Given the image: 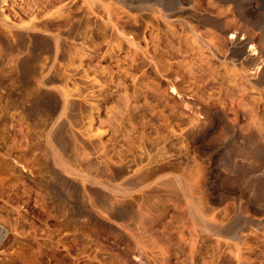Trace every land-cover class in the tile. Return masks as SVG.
Returning a JSON list of instances; mask_svg holds the SVG:
<instances>
[{
    "label": "rangeland",
    "instance_id": "obj_1",
    "mask_svg": "<svg viewBox=\"0 0 264 264\" xmlns=\"http://www.w3.org/2000/svg\"><path fill=\"white\" fill-rule=\"evenodd\" d=\"M172 1L0 0V264H264V60L197 21L264 0Z\"/></svg>",
    "mask_w": 264,
    "mask_h": 264
},
{
    "label": "bare ground",
    "instance_id": "obj_2",
    "mask_svg": "<svg viewBox=\"0 0 264 264\" xmlns=\"http://www.w3.org/2000/svg\"><path fill=\"white\" fill-rule=\"evenodd\" d=\"M37 1V0H36ZM46 1H48V0H45V2H44V4L46 5ZM150 1V0H149ZM174 1V0H173ZM172 1V2H173ZM189 1V0H188ZM199 0H197V2H198ZM4 2H5V0H4ZM41 2V1H40ZM39 2V3H40ZM57 2V1H56ZM59 2V1H58ZM148 2V1H147ZM201 2V1H200ZM247 2V1H246ZM250 2V1H249ZM54 3V2H53ZM145 3V2H144ZM174 3V2H173ZM48 4V3H47ZM55 4V3H54ZM202 4V3H201ZM234 4V3H233ZM238 4V3H237ZM38 5V4H37ZM40 5V4H39ZM43 5V4H42ZM45 5H43V6H45ZM154 5V4H153ZM36 6V5H35ZM41 6V5H40ZM49 6H50V4H49ZM51 6H52V4H51ZM195 6H197V5H195ZM34 7V6H33ZM32 7V8H33ZM47 7H48V5H47ZM204 7V6H203ZM38 8H39V6H38ZM44 8V7H43ZM50 8V7H49ZM178 8V6L174 3V4H172V6H171V11H174V9L176 10ZM194 8V7H193ZM200 8H202L201 7V5H200ZM233 8V7H232ZM35 9H37L36 7H35ZM45 9V8H44ZM167 9V8H166ZM170 9V8H169ZM182 9V8H181ZM235 9H236V18H237V21H238V26L236 25H234L233 27H232V25L230 26V25H228V26H224L223 24H222V22H221V19H219L218 18V16H217V18H215V17H207V16H202V17H198L197 18V21H198V23H200L201 25H203V26H207V27H210L211 29H213L214 31V33H215V31L216 32H218V33H226V32H229L230 33V35H231V37H230V39H231V47H230V53H229V57H230V61L232 62V63H234V62H240V61H242V60H246L247 61V64H245L246 66H250V67H252L251 68V71L253 72L254 71V73L255 74H257L258 73V71H260L261 70V67H260V64H261V62L264 60V51H263V49H264V28L261 26V24H260V13H258V10L256 9V10H254V8H252V6H251V4L250 3H246L245 5H241V6H236L235 7ZM46 10V9H45ZM179 10V9H178ZM195 10H198V6H197V9H195ZM41 12H42V9L40 10ZM165 11V10H164ZM260 11V10H259ZM166 12V11H165ZM36 13H37V10H36ZM40 14V13H39ZM174 15V14H173ZM235 15V14H234ZM60 16V15H59ZM195 16V15H194ZM193 16V17H194ZM174 17V16H173ZM200 25V26H201ZM196 29V28H195ZM210 29V30H211ZM213 32H211V34L213 33ZM213 33V34H214ZM223 35V34H222ZM217 36V35H216ZM214 37H215V34H214ZM260 41V42H262V46H260L259 45V42H256V41ZM209 45V44H208ZM230 45V44H229ZM247 45H251L252 46V48H253V52H254V55L252 56V55H248V54H246V46ZM228 46V45H227ZM229 48V47H228ZM227 48V49H228ZM221 49V48H220ZM224 49V48H223ZM225 50V49H224ZM257 50V51H256ZM222 52H223V50H222ZM221 52V54L223 55L224 53H222ZM224 52H226V50L224 51ZM214 53V52H213ZM220 54V53H219ZM224 56H225V54H224ZM243 62H245V61H243ZM264 62V61H263ZM262 62V63H263ZM244 67V66H243ZM250 67H248L249 69H250ZM263 68V67H262ZM248 69V70H249ZM262 71V70H261ZM253 73V74H254ZM259 74V73H258ZM263 74H264V72H263ZM261 75V74H260ZM255 77H257V76H255ZM254 77V78H255ZM264 77V76H263ZM259 79V78H258ZM256 80V79H255ZM254 80V81H255ZM263 80V79H262ZM261 80V81H262ZM264 81H262V83H263ZM257 83V82H256ZM261 83V84H262ZM260 84V83H259ZM217 103V102H216ZM211 107V106H210ZM212 108V107H211ZM206 109V108H205ZM209 109V108H208ZM216 109V108H215ZM203 110V109H202ZM214 111V110H213ZM208 112V111H207ZM207 112H205V114H207ZM240 112V111H239ZM209 113V112H208ZM234 116H235V118L232 116V118H234V120L235 121H237L238 120V115H237V113H235V111H234ZM220 115V114H219ZM232 115H233V113H232ZM208 117H210V118H212L211 116L212 115H207ZM222 116V115H221ZM241 116V115H240ZM206 117V116H205ZM217 116H215V118H216ZM215 118H213V120L215 121ZM221 118V117H220ZM241 120V119H240ZM225 121V120H224ZM231 121H233L232 119H231ZM220 123V122H219ZM232 123H234V122H232ZM225 124H226V122H225ZM230 126V125H229ZM222 128V127H221ZM220 128V130L222 131V129ZM245 128V127H244ZM244 128H242L241 127V130L242 129H244ZM247 128V127H246ZM204 129V128H203ZM224 129H225V127H224ZM227 129V128H226ZM248 129V128H247ZM199 130V129H198ZM208 130V129H207ZM220 130H218V131H220ZM233 130V129H232ZM231 130V131H232ZM245 130V129H244ZM250 130V129H249ZM225 132H226V130H224ZM228 131V130H227ZM215 132H217V131H215ZM224 132V133H225ZM232 132H234V131H232ZM248 132V131H247ZM221 133V134H223V135H225V134H228V133ZM250 133V132H249ZM218 134H219V132H218ZM221 134H219V135H221ZM196 135V134H195ZM219 135H218V137H219ZM222 135V136H223ZM231 135V134H230ZM208 136V135H207ZM215 136H217V134H215ZM226 136V135H225ZM228 136V135H227ZM247 136H249V135H247ZM253 136V135H252ZM224 137V136H223ZM222 137V138H223ZM251 137V136H250ZM215 137H212V141H214V140H216V138L214 139ZM222 138H218V139H222ZM225 138H227V137H225ZM254 138V137H253ZM194 139V138H193ZM217 139V140H218ZM224 139V138H223ZM245 139V138H244ZM249 139V138H248ZM251 139V138H250ZM216 140V141H217ZM218 141H222V140H218ZM217 141V142H218ZM224 141V140H223ZM222 141V142H223ZM236 141V140H235ZM247 141V140H246ZM243 142H244V140H243ZM243 142H242V144H243ZM253 142H256V141H253ZM249 143H251L252 144V142H249ZM257 143V142H256ZM217 144V143H216ZM222 144V143H221ZM251 144H249L250 146H251ZM218 145H220L219 143H218ZM237 145V144H236ZM244 145V144H243ZM248 145V144H247ZM254 145H255V143H254ZM232 146V145H231ZM238 146V145H237ZM253 146V145H252ZM230 147V146H229ZM242 148V147H241ZM244 148V147H243ZM249 148V147H248ZM234 149V148H233ZM245 150V149H244ZM245 152V151H244ZM241 153V152H240ZM244 154V153H243ZM248 155V154H247ZM252 155V154H251ZM121 211V210H120ZM124 212V211H123ZM13 264V263H12Z\"/></svg>",
    "mask_w": 264,
    "mask_h": 264
}]
</instances>
